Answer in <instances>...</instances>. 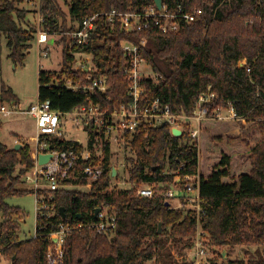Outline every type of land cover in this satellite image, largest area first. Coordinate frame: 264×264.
Returning a JSON list of instances; mask_svg holds the SVG:
<instances>
[{
    "label": "trees",
    "instance_id": "1",
    "mask_svg": "<svg viewBox=\"0 0 264 264\" xmlns=\"http://www.w3.org/2000/svg\"><path fill=\"white\" fill-rule=\"evenodd\" d=\"M22 1L0 0V37H6L13 62L23 65L39 30L47 31L49 38L56 39L58 35L63 46L62 68L59 72L39 70L38 99L49 100L52 109L63 116L90 104L113 109L130 103V85L124 73L128 58L123 44L144 39L142 57L154 72L163 75L159 84L144 81L150 98H159L174 114L189 115L199 95L210 88L218 96L209 105V116L232 103L241 119L202 122L201 135H208L202 152L207 171L201 169L199 221L193 211L170 208L161 197L172 185L181 186L174 180L177 173L198 172V142L187 131L174 136L166 123L139 127L133 134L126 132V148L129 146L133 153L124 157L126 171L128 181L136 186L122 188L111 187L112 158L116 154L112 143L102 139L103 153L98 156L94 148L97 130L86 127L85 131L92 135L88 141L92 160H101L102 176L93 182L90 191L61 188L48 195V189L39 190L46 207L37 210L36 235L30 238L21 237L24 211L8 199L35 193L21 185L23 176L34 166L32 148L23 144L16 150L0 142V253L8 264H51L47 257L50 234L61 225L71 230L63 244V261L58 264H179L178 255L193 245L199 223L214 253L208 259L210 264H225L224 248L228 264H264L260 250L249 258H232L229 254L237 246H264V0H163L169 11L182 7L190 12L199 6L203 14L173 33H163L155 24L134 32L107 24L93 33L86 46L77 45L71 38L84 17L112 10L141 12L155 0H70L69 20L59 0H42L40 27L39 23L37 27L29 24L30 10L20 8ZM76 52L90 54L96 70L75 66ZM90 72L95 77L108 76L107 94H87L66 86L67 80L89 84ZM1 96L2 102L19 103L9 87L3 86ZM247 121L257 125L261 135L258 142L239 148L235 154L220 151L205 157L211 137L236 141L238 138L223 137L221 131L232 123L246 125ZM2 127L0 122V130ZM47 141L54 150L80 151L84 147L64 137H49ZM243 152L245 170L238 173L235 157H241ZM89 162L80 161L73 173ZM87 181V177L73 180L75 184ZM144 184L155 185L153 197L136 194L137 187ZM61 207L66 208L65 217ZM98 207H109L117 215V228L111 237L92 226L98 221Z\"/></svg>",
    "mask_w": 264,
    "mask_h": 264
},
{
    "label": "built area",
    "instance_id": "2",
    "mask_svg": "<svg viewBox=\"0 0 264 264\" xmlns=\"http://www.w3.org/2000/svg\"><path fill=\"white\" fill-rule=\"evenodd\" d=\"M33 7L39 8L42 0H28ZM40 13V12H39ZM203 14V9L199 6L192 11L187 12L182 7H178L174 11H169L167 6L163 4L162 9H159L154 3L145 8L141 12H117L112 10L103 13H94L84 17L78 24L77 28L72 33V40L77 45L86 46L90 43L93 33L100 27L107 24L118 26L124 32L141 31L144 28L155 24L163 33H173L181 30L183 23L193 22L198 20ZM42 21V20H41ZM39 22V27L41 26ZM47 31L39 30V43H46L49 41ZM145 45V40L142 39L139 43L124 42L123 50L128 58V65L124 68L125 76L129 82V94L132 96L130 103H123L113 109H104L99 104H90L87 106L77 107L73 111L66 113L71 114L75 118L77 128L85 130L86 127H91L97 130L98 136L95 138L94 148L97 149V155L102 157V143L100 141L110 143L115 142L119 136L126 132L135 133L139 127L159 126L166 123L170 124L171 128L177 127L182 130V134L187 131L190 137L198 142V159L200 164V146L199 140L201 138L202 122L207 119L219 120H234L241 119L237 114L232 103L228 107H220L214 111L213 116H209V105L217 98L218 94L210 90L199 95L195 109L192 114H174L171 109L164 106L159 98L152 99L149 97L144 81H153L159 84L163 80V75L152 70L149 63H147L141 55V48ZM79 54H83L80 53ZM76 57V56H75ZM92 60V57H91ZM92 62V61H91ZM78 67H84L87 71L95 68L94 64L89 65L77 64ZM89 84L75 83L73 80H67L66 86L72 90H83L85 93L98 92L100 94H107L110 89V84L107 75L94 76L90 72L87 76ZM28 114L34 118L37 135L32 139L35 141V150L32 151L34 160L33 168L28 171L23 180L31 184V188L35 191L37 200V210H43L46 205L42 202V195L39 190L48 189V195H52L54 191L62 187L74 186L73 180L87 177L88 181L85 184L84 190L90 191L93 182L100 179L103 174V167L101 160L98 162L92 160L93 152L89 147L88 142L83 144V149L78 151L70 150H54L51 149L47 138L49 137H63L62 125L64 123L65 115L59 111L52 109L49 100H37L30 104L27 108L22 109L17 102L6 104L0 102V122H3L14 115ZM90 138L92 135L89 133ZM101 138V140H100ZM52 152L53 157L48 163L39 164V154ZM78 172H74L80 161H89ZM120 167H126L125 163H121ZM113 168L118 169L116 174L120 175L119 168L113 164ZM113 176V180L116 179ZM67 180V183L64 182ZM175 182L179 185L176 191L171 187L161 194L165 202H169L170 208H183L188 204V209L193 211L199 221L201 213V171L198 167L196 174L180 175L176 174ZM129 182V181H127ZM130 186H121L122 188L135 187L136 184L129 182ZM79 186V184H75ZM116 186H118L116 184ZM155 185L144 184L137 187L136 194L138 196L153 197L155 195ZM83 190V189H82ZM178 200V204L173 201ZM100 212L97 213L98 221L92 224L99 233H105L109 237L112 236L117 228V215L109 207H100ZM78 226H81L79 224ZM70 226L61 225L59 229L50 234L52 241L48 249V261L51 264H58L63 261V244L67 234L70 232ZM36 235V232H35ZM34 235V236H35ZM214 253L209 248L204 237L200 223L197 235L194 239L193 245L186 248L185 262L190 264H205L209 258H212Z\"/></svg>",
    "mask_w": 264,
    "mask_h": 264
},
{
    "label": "rangeland",
    "instance_id": "3",
    "mask_svg": "<svg viewBox=\"0 0 264 264\" xmlns=\"http://www.w3.org/2000/svg\"><path fill=\"white\" fill-rule=\"evenodd\" d=\"M59 1L63 11L66 14V17L68 18L67 20H69L68 3L70 2V0ZM20 8H26L27 10H30L27 16V19H29V24L37 27L38 23L42 20V16L39 13V8L33 7L28 0H23L20 3ZM58 39V35H56L54 43H39L37 39L32 41L29 53L25 59L24 64L22 65L15 64L13 60L9 57L10 49L7 45V39L4 35L0 37V102L2 99L1 93L3 90V86L11 88L16 98L19 100V105L22 109L27 108L30 104L38 100L39 70L41 69L45 71L59 72L62 68L63 46L58 41ZM75 56V66L77 64L85 63L92 65V56L90 54H79V52H76ZM5 103L9 104L11 102L10 100H6ZM61 127L63 131V137L66 139H80L83 144H86L90 138V135L87 131L77 128L75 124V118L71 114L65 115L64 123ZM220 127L223 128V126ZM13 132H19L17 136V143H20L22 145L29 144L32 148V151L35 150V141L32 138L36 137L37 132L35 127V121L32 116L28 114H16L13 117L3 121V127L0 130V141L9 144L10 141H13ZM221 134H223V137H235L238 138V140L228 141L225 138L226 140L224 139L223 141H217L213 140V137H211V140L207 141L205 157H209L211 154H213V152H215L216 154L220 151L235 154L237 151H240L239 148H243L244 146L250 144H255L261 139V135L259 133L257 125L249 123L248 121L246 125L232 123L229 126H226V128L221 131ZM207 137V134H202L199 140L201 156L199 167L200 171L202 169L204 173L207 171V167H204L202 152L204 151L203 142L206 141ZM126 146V140L123 134L119 136L118 139L115 140V142L113 143V149L116 154L112 158V163L119 168L120 175L116 176V179H114L111 183V187H114L116 184L119 187L130 186V183L127 182L129 176L128 171H126L127 168L119 166L121 163H125V165H127L126 159L124 158L125 156H133V153L130 151V147L128 146V148H126ZM11 147H14V145L12 144ZM245 155L246 152H243V155L241 157L239 155L235 157L238 160L236 161V165L238 163V165L236 166V172L238 173L245 170V168L242 167V163L245 162V160H243ZM238 157H240V159ZM116 171L118 172V169ZM21 185L24 188L32 189L31 184L25 181ZM171 187L176 191L177 187H175L174 185H172ZM62 188L84 190L85 186L83 188V186L80 184L79 186L74 184V186L69 185L68 187ZM36 199V194L33 191L21 195H15L8 199V202L10 204L19 206L25 213V220L22 222V238H30L34 237L35 235L37 217ZM173 202L174 204H178L179 201L175 200ZM183 208L188 209V204L185 205ZM261 248V250H264V246H261ZM255 251L256 249L252 247H243L241 249V247L238 246L230 250L229 254L232 256V258H249L251 254H253ZM185 254L186 249L182 251L181 255H178L179 264H183V262L186 261V258L184 257ZM215 259L218 260L219 263L221 262L218 257H215ZM0 264H8L7 259L1 253ZM151 264L154 263L151 262ZM205 264L210 263L207 260L205 261Z\"/></svg>",
    "mask_w": 264,
    "mask_h": 264
},
{
    "label": "water",
    "instance_id": "4",
    "mask_svg": "<svg viewBox=\"0 0 264 264\" xmlns=\"http://www.w3.org/2000/svg\"><path fill=\"white\" fill-rule=\"evenodd\" d=\"M155 3H156V5H157V7H158L159 9H162V6H163V0H155ZM172 134H173L174 136H181V135H182V130H181L180 128L173 127V128H172ZM21 147H22V144H20V143H17V144H15V146H14V148H15L16 150L20 149ZM52 157H53V153H52V152L41 153V154H39V164L44 165V164L48 163L49 160H50ZM116 174H117L116 168H113V176H116ZM166 205L169 206V205H170L169 202H166ZM100 210H101V208H99V207L96 208V209H95V215H97V213L100 212ZM65 211H66V208H65V207H61V208H60V212L62 213L63 217L66 216ZM80 218H81V217H80ZM162 224H163V222L160 221V223H159V232L162 231ZM222 256H223V258H224V260H225V264H228V251H227V248H224V249H223V251H222Z\"/></svg>",
    "mask_w": 264,
    "mask_h": 264
},
{
    "label": "crops",
    "instance_id": "5",
    "mask_svg": "<svg viewBox=\"0 0 264 264\" xmlns=\"http://www.w3.org/2000/svg\"><path fill=\"white\" fill-rule=\"evenodd\" d=\"M38 36H39V33H38V35H37V40H38ZM54 41H55V39L50 38L48 42H49V43H54ZM38 42H39V41H38ZM46 43H47V42H46ZM9 53H10V52H9ZM18 134H19V132H13V135H14V136H13V141H10L9 144H8V143H5V142H2V141H0V142L6 144L9 148H13V147H11V145L13 144V145L15 146V144L18 142V138H17ZM10 144H11V145H10ZM237 247H238V246H237ZM240 247H241V249H242L243 247H252V248L256 249V251H255L253 254H251V256H254L258 250H260V251L264 254V250H261V249H262L261 246H240ZM251 256H250V257H251Z\"/></svg>",
    "mask_w": 264,
    "mask_h": 264
}]
</instances>
